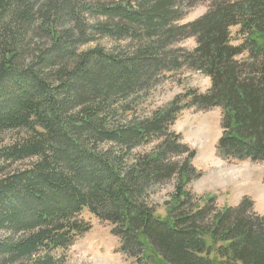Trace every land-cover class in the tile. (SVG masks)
I'll use <instances>...</instances> for the list:
<instances>
[{"label": "trees", "instance_id": "obj_1", "mask_svg": "<svg viewBox=\"0 0 264 264\" xmlns=\"http://www.w3.org/2000/svg\"><path fill=\"white\" fill-rule=\"evenodd\" d=\"M102 39L114 45L87 48ZM183 71L211 87L138 112ZM183 106L221 108L219 156L264 162V0H0V133L18 132L0 146V264H63L92 228L84 211L137 264H264L254 202L221 208L189 188L202 172L171 130ZM172 180L160 216L151 190Z\"/></svg>", "mask_w": 264, "mask_h": 264}, {"label": "rangeland", "instance_id": "obj_2", "mask_svg": "<svg viewBox=\"0 0 264 264\" xmlns=\"http://www.w3.org/2000/svg\"><path fill=\"white\" fill-rule=\"evenodd\" d=\"M209 2L203 1L184 10L185 15L180 24L191 22L208 10ZM238 28H233V35ZM102 44L114 45V41L102 39L89 44L94 47ZM187 50L196 46L194 38L182 40L179 45ZM211 87L210 78L198 71H183L175 79L165 80L150 93L140 98L138 112L151 113L158 108L168 106L177 95H184L188 90L204 93ZM185 104V103H184ZM222 111L219 107L201 110L196 107L183 108L177 114L171 130L181 135L183 142L196 150L193 165L202 172L199 179L190 183V189L199 197L214 196L219 207L236 206L244 198L254 202V210L264 214V162L252 160L225 159L218 155L216 145L221 136ZM18 132L0 133V146L11 141ZM153 144L136 148L135 153L150 151ZM176 181L172 180L153 187L150 202L160 216L166 215V203L175 191ZM83 216L92 228L80 236L75 244L58 252L63 264H137L134 259L126 257L119 251L120 239L112 235L113 226L102 222L88 211Z\"/></svg>", "mask_w": 264, "mask_h": 264}]
</instances>
